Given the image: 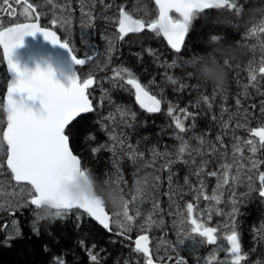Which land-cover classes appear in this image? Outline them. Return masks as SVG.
Listing matches in <instances>:
<instances>
[{
	"label": "trees",
	"instance_id": "obj_1",
	"mask_svg": "<svg viewBox=\"0 0 264 264\" xmlns=\"http://www.w3.org/2000/svg\"><path fill=\"white\" fill-rule=\"evenodd\" d=\"M42 1L27 0V3L38 12V4ZM91 1L94 18L90 32L91 28H96V31L104 33L108 29L115 34L117 10L121 8L145 24L157 18L152 0H88V3ZM10 2L13 17L26 21L17 12L26 6L15 0ZM239 4L242 5L240 13L226 7L197 13L180 53L172 52L152 31L144 30L118 39L107 68L94 73L96 83L89 92L94 111L83 115L79 133L70 144L74 154L81 158L82 167L89 172L87 177L97 195L106 199L123 194L124 202L129 203V214L135 217L130 203L141 198L134 188L137 176L156 170L160 184L156 180L151 190L154 195L158 194L156 188L160 193L167 190L162 194V208L167 202L166 196L173 195V189H181L185 162L176 159L180 148L179 129L169 116V107L173 108V113L185 109L194 114V119L188 116L182 135L187 148L196 150L199 143L209 144L215 149L214 157L217 149L227 145L230 138H247L251 129L264 127V112L261 111L264 108V75L259 72V68L264 67V0H239ZM105 7H109V12L114 10L111 14L114 19L106 16ZM213 36L219 39L213 41ZM74 51L78 58L89 63L84 52ZM225 51L227 56L223 55ZM224 61L228 62L226 86L222 91L213 92V88L202 85L201 65L224 64ZM124 68L146 91L161 100L160 113L148 114L139 109L124 78L105 83L103 79H109L115 69ZM186 71L197 79H189ZM78 74L82 78L79 71ZM250 75H256V81H252ZM3 93L4 87L0 102ZM204 95L209 96L207 103L202 99ZM3 124L0 109V128ZM1 147L6 151L3 143ZM94 148L100 150L93 152ZM4 159L5 156L2 170L10 177ZM151 162H154L152 167ZM259 191L242 189L238 200L240 210L235 217V229L245 264H264V197ZM105 207L110 213V206L105 204ZM37 211L43 219H37ZM155 224L159 226L157 221ZM113 227L111 223V231L106 232L91 219L78 220L74 212L54 217L30 203L8 211L0 210V264H60L61 261L63 264H145L144 257L133 246L135 232L114 233ZM172 249L171 258L163 260L164 264H174L175 260L185 257L182 249L175 246ZM92 255L97 261L91 260Z\"/></svg>",
	"mask_w": 264,
	"mask_h": 264
},
{
	"label": "snow or ice",
	"instance_id": "obj_2",
	"mask_svg": "<svg viewBox=\"0 0 264 264\" xmlns=\"http://www.w3.org/2000/svg\"><path fill=\"white\" fill-rule=\"evenodd\" d=\"M16 2L19 3L20 0H16ZM24 3L26 4L24 9L26 17L31 16L35 12V8L32 4L27 3V0H24ZM0 4L6 6L9 15L14 12L10 0H0ZM156 5L159 9L158 18L148 23L147 27L157 35H162L175 53L182 51L191 21L197 13L206 9L225 7L235 13L242 11L239 0H156ZM172 12L177 13L178 18L170 15ZM35 19L39 20L38 14ZM56 23L57 20L53 19L52 24ZM84 26L90 27L91 25L89 23ZM145 26L143 20L133 19L130 14L121 9L120 40H123L129 33L141 32ZM36 33H41L44 40L53 46L59 45L60 48L66 49L73 65L82 66L86 63L85 59L77 57L74 48L68 41L62 42L56 32L41 27L38 22L13 23L12 26L0 30V47L3 49V60L6 62L9 74L6 98L0 102V109L6 118V127L0 131V138L6 144L7 168L10 169L12 178L18 186L21 188L30 186V204L35 206V209L40 210L46 205L50 209L48 215L54 217H62L74 212L78 220L83 218L94 220L108 231H111L110 223H117L126 232L131 229L134 222V216L129 214L127 201L124 202L122 211L115 214L116 219L113 220L105 210V204L100 198L89 196L85 192L77 194L70 188L77 176L86 180L89 173L82 167L81 158L74 154L70 144L73 137L79 133L78 126L84 119L83 114L94 111L88 91L94 85V79L89 75L82 80L77 75L75 68L72 75L68 77L69 83L65 86L57 79L56 71L51 64L41 68L37 63L35 70L21 67L20 63L13 58L14 49L23 45L25 36H35ZM218 39L216 36L212 37L213 41ZM84 43L87 45L86 40ZM87 59L91 61L92 57L88 56ZM227 64L228 62L224 61V65L227 66ZM259 72L264 73V67H260ZM124 73L128 76L127 84L135 89V99L140 107L148 113H159L161 100L149 95V92L127 68L116 71L115 76L123 79ZM185 75L189 79H197L191 72L186 71ZM250 79L256 81L257 77L250 75ZM169 80L176 83L172 77H169ZM214 91L215 89H213ZM202 99L207 103L209 96L204 95ZM29 101H39V106L36 107ZM236 103L239 105L240 101L237 100ZM180 111L186 113L187 116H192L193 119L195 118L194 114L187 113L185 109ZM261 111L264 112V108ZM168 113L171 115L173 108L169 107ZM132 117L135 118V113H132ZM175 127L179 129L180 133L185 132V126L179 118L175 120ZM250 131L253 136L259 138L260 145L264 147V127L254 128ZM246 143L252 146L250 150L253 153L257 151L252 140H248ZM99 150V148H94L93 152ZM185 151L184 146L179 148V154ZM132 159L135 163V155ZM224 167L230 166L225 165ZM253 167H255V162H253ZM209 174L217 175L216 172ZM224 176L222 183L227 184L226 172ZM259 179L261 182L259 195L264 197V173L260 174ZM220 186L221 182L218 181V188ZM136 193L140 195L142 191L137 189ZM204 198L219 203V198L216 195ZM133 199L135 200L136 197ZM192 214L193 204L189 203L187 204V216L192 225L191 232L206 238L208 244H215L217 229L206 227L202 222L192 218ZM43 218L37 211V219ZM148 221L154 223L151 216L148 217ZM16 231L18 234V229ZM226 240L230 245L228 251L233 257L232 264H241L244 256L241 255V244L237 232L232 230L226 236ZM180 243H183V240ZM135 251L142 253L147 258L146 264H153V259L149 254V237L147 235H141L135 241ZM91 260L95 262L97 257L92 255ZM60 264L63 262L61 261ZM176 264H184V262L178 260Z\"/></svg>",
	"mask_w": 264,
	"mask_h": 264
},
{
	"label": "rangeland",
	"instance_id": "obj_3",
	"mask_svg": "<svg viewBox=\"0 0 264 264\" xmlns=\"http://www.w3.org/2000/svg\"><path fill=\"white\" fill-rule=\"evenodd\" d=\"M92 4L93 2L88 3V0H43L38 4L40 8L38 15L41 18V23L44 22L48 26L51 25L55 31L60 33L63 41H68L71 47L81 50L86 56L92 57L89 64L81 69V71L83 70L84 79L89 75L94 77V73L97 74V71H103L107 68L111 54L114 51V46L118 41V37L115 36L117 33L114 34L108 29H105L103 33L101 30L96 31V28H91L92 33L90 32V27L84 26L89 23L91 26L93 25ZM17 12L25 20L32 19V16L26 17L25 11L22 8L18 9ZM105 12L108 18L114 19L111 16L114 10L109 12V7H105ZM7 13L8 9L6 6L0 4V30L9 24L22 20L14 18L12 14L9 15ZM53 19L57 20L56 24H52ZM85 40L87 41V45L84 43ZM115 71L117 70L115 69ZM5 77V69L2 67L0 58V92L5 85ZM115 78H117L115 74H112L109 79L103 80L105 83H109L110 79L113 80ZM123 78L126 82V79H128L126 73L123 74ZM100 86L101 82L99 81L98 87ZM169 116L173 123H175L176 118H179L186 128L185 123L188 118L186 113L175 111ZM0 131H2V128H0ZM178 133L180 137L178 146L186 148V151L177 155L176 158L182 159L185 162V166L182 169L185 172L183 171L184 182H182L181 189L178 188L175 190V194L171 195L170 193L168 197L166 196L165 200L167 202L163 208L160 207L163 202L162 194L167 190L160 193L156 188L155 192L159 195H154L151 190L152 188L149 191L142 192L139 195L141 197L139 201L130 203L136 216L134 217L131 229L126 232L131 233L132 230L135 232L132 241L139 235L147 234L148 237H151V239L149 238L151 253L153 259H156L157 262L170 259L173 253L172 248L175 246L179 250L183 248L184 258H189L187 255L190 256L189 260L193 262H190V264H201V262L202 264H232V259L227 262V258L215 256L216 252L214 250L220 252L215 245L221 244L219 238H226L234 230L231 224L235 217L238 216L240 210L238 208L240 190L242 188L246 190H260L261 182L259 176L264 173V147L260 145L259 138L252 134L242 139L232 137L229 139L227 145L224 144L223 148L217 149V156L214 157L216 152L215 149H212L211 145L199 143L198 146L200 148L190 150V148H187L184 136H182L184 133ZM248 140L254 142V146L257 149L255 153L250 150L252 146L246 143ZM218 143L221 144V141H218ZM1 144L2 139L0 138V210L8 211L12 210L15 206L26 205L30 202L31 197L27 186L21 188L13 183L11 176H5L2 170V158L5 156L6 151L1 149ZM209 156H212V158ZM208 159H210V162L207 161ZM253 162H255V167H253ZM151 163L150 165L153 166L154 162ZM211 163L213 165L210 167ZM225 165H229L230 167H224ZM151 171L152 175L151 173L149 175L153 178L152 186L156 184V180L157 184H160L158 182L159 179H156L158 177L156 170L152 169ZM211 172H216L217 175L212 176L209 174ZM225 172L227 173V184L222 183L223 178H225ZM144 174L148 175L147 172ZM218 181L221 182L219 188ZM213 195L219 198V203L204 198L205 196L211 197ZM189 203L193 204L192 218L197 219L198 222H202L206 227L217 229L215 244L210 245L207 243L206 238L191 232L192 225L187 216V204ZM110 208L112 219L115 220V214L121 212L122 209L116 211L111 206ZM149 216H151L154 223L148 221ZM120 219L122 220L123 218L121 217ZM155 221L159 223V226H156ZM161 221L163 223L160 224ZM112 224L114 225V233H120L122 230L125 231L119 224ZM223 227H228V230H221ZM11 230L14 229L11 228ZM167 239H171L172 241H167ZM181 240H183V243H180ZM199 250L202 255H199V262H197L195 259ZM205 253L210 254L205 255ZM241 264H245V261L242 260Z\"/></svg>",
	"mask_w": 264,
	"mask_h": 264
},
{
	"label": "water",
	"instance_id": "obj_4",
	"mask_svg": "<svg viewBox=\"0 0 264 264\" xmlns=\"http://www.w3.org/2000/svg\"><path fill=\"white\" fill-rule=\"evenodd\" d=\"M153 1V4L157 10V18H158V14H159V9H158V6L156 5V0H152ZM20 2H24L23 0H20ZM19 2V3H20ZM219 9H222V8H219ZM206 10H210V9H206ZM204 10V11H206ZM121 11V10H120ZM120 11H119V14H118V24H117V27H116V31L117 33H119V19H120ZM203 11V12H204ZM202 13V12H200ZM171 14H174V15H177V13L175 12H172L170 13ZM134 19V18H133ZM32 22H38L39 23V20L37 21L35 19V21H27V22H22V23H32ZM40 24V23H39ZM12 26V25H11ZM9 27V26H8ZM47 29V28H46ZM50 30V29H48ZM144 30H147V31H151L150 29H148L147 26H145V28L141 31L143 32ZM52 31V30H50ZM139 32V33H141ZM139 33H129V34H139ZM128 34V35H129ZM58 36V35H57ZM161 38L164 40L166 46L172 51L174 52V50H172L170 48V46L167 44V41L166 39L160 35ZM183 48V47H182ZM0 51H1V55H2V58H3V49L2 47H0ZM175 53V52H174ZM14 60H17L21 67H27L29 70H35L36 68V65L37 63L40 64V67L41 68H45L47 67L48 64H51V66L55 69L56 71V74H57V79H59L61 81V83H64L65 86H67V84L69 83V80H68V77H70L72 75V72L75 70V68L77 67H81V66H75L73 65L72 63V60H71V57L69 56L68 52L66 49H63V48H60L59 45H56V46H53L50 42L48 41H45L44 38H43V35L41 33H36L35 36H25L24 39H23V45L14 49ZM45 61H47V63H45ZM3 63H4V66H5V71H6V75H7V82L9 80V74L7 72V67H6V62L3 60ZM84 66V65H82ZM77 72V71H76ZM264 74V73H262ZM78 75V74H77ZM126 84H127V81H126ZM128 85V84H127ZM6 86H7V83H6ZM132 91H133V95H134V102L135 104L144 112L148 113L145 109H142L140 107V105L136 102V99H135V89L132 88L131 85H128ZM93 87V86H92ZM91 89V88H90ZM89 89V90H90ZM151 95V94H149ZM6 98V87H5V92H4V96H3V101L5 100ZM30 104H33L34 106L38 107L39 106V101H29ZM148 114H158V113H148ZM84 115V114H83ZM4 119L6 120L5 116H4ZM6 127V123H5V126ZM4 146L6 147V144H4ZM7 153H6V158H5V167L7 168ZM7 170L10 172L11 174V171L10 169L7 168ZM12 176V174H11ZM12 181L14 183H16L14 181V179L12 178ZM84 182L86 184L89 185V187L94 191L93 189V186H92V183L90 182V180L87 179L85 180V178L83 177H80V176H77L75 182L70 185V188L71 190L76 187L77 185H79L81 182ZM30 187V186H28ZM95 192V191H94ZM95 197H98L100 198L103 202L104 200L102 199L101 196L97 195ZM31 205V204H30ZM32 206V205H31ZM35 208V206H33ZM105 210H106V207H105ZM51 211H55V210H51ZM107 211V210H106ZM108 212V211H107ZM109 213V212H108ZM110 215V213H109ZM111 217V215H110ZM95 224H97L99 227L102 228V226H100L97 222H95L94 220H92ZM103 229V228H102ZM105 230V229H103ZM106 232H109L108 230H105ZM141 235L137 236L134 241H133V246H134V249H135V241L140 237ZM142 254V253H141ZM149 254L151 255V249H150V245H149ZM143 255V254H142ZM144 256V255H143ZM145 257V256H144ZM146 258V257H145ZM147 259V258H146ZM153 264L154 261H153Z\"/></svg>",
	"mask_w": 264,
	"mask_h": 264
},
{
	"label": "clouds",
	"instance_id": "obj_5",
	"mask_svg": "<svg viewBox=\"0 0 264 264\" xmlns=\"http://www.w3.org/2000/svg\"><path fill=\"white\" fill-rule=\"evenodd\" d=\"M223 55L227 56L228 53L225 51ZM200 78L202 85L205 87H211L216 91H222L227 83V71L225 65L222 62H214L212 64L204 63L200 68ZM153 178L150 175L144 174L137 177L135 181V189H139L142 192L149 191ZM74 193L85 192L89 196H96V193L89 187L88 184L83 181L72 189ZM104 199V198H102ZM104 204L111 206L114 210L119 211L123 208L124 198L120 194H114L104 199ZM45 213H48L50 209L45 205L42 207Z\"/></svg>",
	"mask_w": 264,
	"mask_h": 264
},
{
	"label": "flooded vegetation",
	"instance_id": "obj_6",
	"mask_svg": "<svg viewBox=\"0 0 264 264\" xmlns=\"http://www.w3.org/2000/svg\"><path fill=\"white\" fill-rule=\"evenodd\" d=\"M173 194H175V190L173 189ZM175 196H177V195H175ZM236 219V218H235ZM235 219H234V221H233V223L231 224L232 226H233V228H234V230H235ZM228 226V225H227ZM221 230H223V231H227L228 230V227H223ZM236 231V230H235ZM219 241H221V244L219 243V244H217V245H215V247L216 248H218L219 250H220V252H217L216 250H214L215 252H216V256H221V258L222 257H224V258H227V262H228V260H230L231 261V259H232V261L231 262H233V257L231 256V253L228 251V249H229V244H228V242H227V240H226V238L225 237H221V238H219ZM205 248V247H204ZM217 249V250H218ZM218 250V251H219ZM200 253H201V251L199 252V255H200ZM242 255V254H241ZM218 256V257H219ZM155 261V260H154ZM197 261V260H196ZM156 262V261H155ZM183 262H184V264H190V260L187 258V259H185V261L183 260ZM186 262V263H185ZM175 264H176V262H174ZM157 264H161V263H157ZM195 264H199V263H195Z\"/></svg>",
	"mask_w": 264,
	"mask_h": 264
},
{
	"label": "bare ground",
	"instance_id": "obj_7",
	"mask_svg": "<svg viewBox=\"0 0 264 264\" xmlns=\"http://www.w3.org/2000/svg\"><path fill=\"white\" fill-rule=\"evenodd\" d=\"M81 68H85L84 66L83 67H81ZM79 70H80V68H78ZM252 126V125H251ZM172 137V136H171ZM177 140V139H176ZM174 142V141H173ZM152 167V166H151ZM154 168V167H153ZM130 169V168H129ZM158 171V170H157ZM152 172V171H151ZM146 173V172H145ZM159 173V172H158ZM144 174V173H143ZM161 174V173H160ZM241 189V188H240ZM243 189V188H242ZM244 190V189H243ZM250 190H248V192H249ZM252 192V191H251ZM254 193V192H253ZM240 195V194H239ZM128 200V199H127ZM132 200V199H131ZM238 200H239V198H238ZM129 204V203H128ZM238 205V204H237ZM238 208H240V207H238ZM237 208V209H238ZM238 214H239V212H238ZM235 222H236V220H235ZM170 228V227H169ZM234 229V228H233ZM236 230V229H235ZM155 232V231H154ZM166 232V231H165ZM164 232V233H165ZM142 234V233H141ZM147 235V234H146ZM150 235V234H149ZM136 237V236H135ZM150 239H151V237H149ZM203 246V245H202ZM176 248V247H175ZM198 248H200V247H198ZM183 249V248H182ZM211 251V250H210ZM180 252V251H179ZM188 252V251H187ZM199 252H200V250H199ZM213 253V252H212ZM211 253V254H212ZM201 254V253H200ZM210 254V253H209ZM209 254H207V253H205V255H209ZM202 255V254H201ZM213 255V254H212ZM182 256V255H181ZM189 258H190V256L189 255H187ZM216 256V255H215ZM219 256V255H218ZM222 256V255H221ZM221 256H219V257H221ZM151 257H152V259H153V256H152V253H151ZM205 257V256H204ZM207 257V256H206ZM187 258V257H186ZM222 258H224V257H222ZM181 259V258H180ZM225 259V258H224ZM196 260V259H195ZM214 260H215V258H214ZM153 261H154V259H153ZM156 261V262H155ZM155 264H157V263H161V264H164V262H163V260L161 261V262H157V260L155 259ZM176 261V260H175ZM185 261V260H184ZM191 262H192V260H191ZM195 262V261H194ZM197 262H198V260H197ZM216 262V261H215ZM186 263V262H185ZM193 263V262H192ZM214 263V262H213ZM146 264V263H145ZM187 264V263H186ZM201 264H202V262H201Z\"/></svg>",
	"mask_w": 264,
	"mask_h": 264
}]
</instances>
